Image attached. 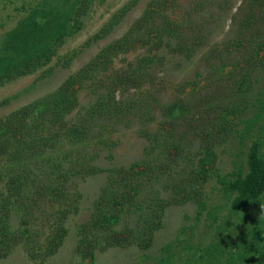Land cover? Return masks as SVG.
<instances>
[{
  "label": "rangeland",
  "instance_id": "rangeland-1",
  "mask_svg": "<svg viewBox=\"0 0 264 264\" xmlns=\"http://www.w3.org/2000/svg\"><path fill=\"white\" fill-rule=\"evenodd\" d=\"M83 1L77 32L52 61L0 86V121L23 108L30 124L37 120L27 133L32 142L24 147L14 132L12 147L0 149V201L10 207L0 264H81V239L94 255L85 264H264V196L236 211L230 188L247 174L255 141L264 157V0ZM39 3L62 5L0 0V40ZM128 35L131 45L114 49L111 64L92 66L75 107L62 115L78 136L53 126L46 104ZM145 56L154 62L139 86H114L118 72ZM112 91L119 113L106 98L96 110ZM208 132L214 164L188 199ZM131 168L143 171L133 207L118 205L117 221L84 238L81 228L96 219L103 198L120 203ZM14 176L23 179L19 190L10 185ZM158 200L161 227L145 249L141 209Z\"/></svg>",
  "mask_w": 264,
  "mask_h": 264
},
{
  "label": "trees",
  "instance_id": "trees-1",
  "mask_svg": "<svg viewBox=\"0 0 264 264\" xmlns=\"http://www.w3.org/2000/svg\"><path fill=\"white\" fill-rule=\"evenodd\" d=\"M61 2L62 5L54 9H47L44 3L37 4L18 22L15 28L7 32L1 38L0 86L23 74L29 73L27 69H39L51 62L56 56L58 48L67 38L73 36L77 32V22L79 21L80 15H82L81 10L86 7L84 1L61 0ZM144 18L137 22V29L140 28L142 22H145ZM132 40H134L132 36L128 35L117 43L108 46L103 53L96 58L93 64L87 66V68L81 71L79 76H77L83 77L82 81H76L79 78L75 77L65 83L62 91L48 102L44 107L45 109L42 110V112L45 111V113H52L54 119L50 121V123H53V126H57V129H60L69 135L76 134L78 136L79 133H76L77 130L74 125L66 123L62 116L64 112H68L75 107V102L77 101V98H75L77 85H83L87 78L84 75L94 71L92 66L98 68L100 64H111V58L113 57L111 56V52L116 54L117 52L114 51V49L118 50L120 47H125V49L128 48L127 46L131 45ZM148 42V40H142L143 46ZM153 62L154 58L152 57H141L137 60L133 69L118 72L119 75H117L113 81L114 86H119L120 89H124L127 86H137V84L139 86V81H142L145 75L148 74L147 71ZM126 89L127 88H125V90ZM112 93V95L107 94L106 97L102 96L96 110L100 109L101 104L104 103L103 101H105L106 98L107 103L110 104L112 108L109 109L114 110L115 114L119 113L121 108L115 101V91H112ZM29 109L30 108H23L9 116L6 120L0 121V149L5 146L12 147V144L15 143V141H12L10 135L14 132H21V134H23V137L19 138L17 142L23 143L24 147L26 146V143L33 141L30 140V137L27 138L29 135H27V133L31 126L35 127V122H37V120H34V122H32L33 124L28 122L30 120ZM39 110L40 109H38L37 112L41 111ZM227 123H229V121H227ZM253 124V121L247 122L249 128H251L250 126ZM41 128L42 127H38L34 131L35 134L37 131L41 130ZM210 140L213 141V135L209 132L205 136H202L203 146L201 147V153L197 160V170H194V174L192 175V177H195L196 183L189 184L188 189H190L189 192L191 193H188V199H194L195 196L199 195L197 189L199 186L197 183L206 182L208 173L213 167L215 159V144ZM247 164V174L245 176H239L230 184L231 190L235 193V198L232 201V208L241 212H247L250 210L264 196V157L261 154V146L258 141H255L249 150ZM131 170L132 171L125 173L124 178L127 188L125 187L123 193H121L120 197H122V200L120 203H113L112 205V203L107 202L110 197L103 198L100 202L101 209L99 210V213H97L95 217L96 219L91 224H87L81 228L83 236L85 234L88 235L95 233L102 229L106 224L117 221L118 219L116 215L118 214V205L121 208H125L126 206L133 207L131 202H133L134 197L141 191L142 184L138 177H140V175L142 176L143 171L136 172L134 168H131ZM130 172H134V174L129 177ZM133 181H135V187ZM10 185H12L14 190H19L23 185V179H20L19 176H14L10 180ZM112 195L114 194L112 193ZM141 211L143 212L144 217L140 215L142 225L139 227L141 230L138 234L139 236H142L140 242L143 245H139L146 249L151 245L155 231L161 227L164 206H161V202L158 200V202H151L150 205L143 207ZM9 215L10 207L7 203V199L1 200L0 248L3 245L7 246L9 240ZM87 235H85L84 238H88ZM80 243H84L81 247L80 253L83 260L81 264H85V260L88 258L93 260L94 255L93 251H91L90 242L81 239Z\"/></svg>",
  "mask_w": 264,
  "mask_h": 264
}]
</instances>
